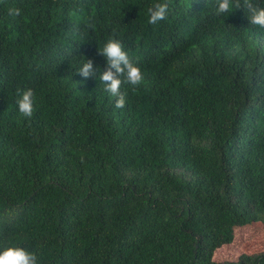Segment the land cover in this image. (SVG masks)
<instances>
[{"label":"trees","instance_id":"obj_1","mask_svg":"<svg viewBox=\"0 0 264 264\" xmlns=\"http://www.w3.org/2000/svg\"><path fill=\"white\" fill-rule=\"evenodd\" d=\"M157 2L168 12L153 25ZM217 7L0 0V250L38 264H264V250L214 257L241 226L260 221L264 238V28ZM113 29L144 77L122 85V109L99 81ZM18 89L34 92L31 117Z\"/></svg>","mask_w":264,"mask_h":264},{"label":"clouds","instance_id":"obj_2","mask_svg":"<svg viewBox=\"0 0 264 264\" xmlns=\"http://www.w3.org/2000/svg\"><path fill=\"white\" fill-rule=\"evenodd\" d=\"M235 8L244 7L251 25L264 28V8H258L253 0H218L217 14L228 13ZM148 23L156 25L164 20L168 12L167 2H157L148 9ZM9 15L19 16L21 9H8ZM88 28L94 29L95 22L91 21ZM116 30L109 37L102 48L98 49V54L106 59V69L99 73V81L104 85V91L117 97L116 108H124L126 104L127 92L122 91L123 84L133 86V91L139 86L144 77L141 68L135 64L125 51L122 42L115 38ZM78 73L85 79L96 74L94 60L87 58V62L79 68ZM19 99L17 100L18 110L25 117H31L35 111L34 92L32 89L24 91L17 90ZM0 264H38V258L27 249L19 246H7L0 250Z\"/></svg>","mask_w":264,"mask_h":264},{"label":"rangeland","instance_id":"obj_3","mask_svg":"<svg viewBox=\"0 0 264 264\" xmlns=\"http://www.w3.org/2000/svg\"><path fill=\"white\" fill-rule=\"evenodd\" d=\"M261 250H264L262 224L260 221H255L239 227L233 242L216 250L214 257L217 260H231Z\"/></svg>","mask_w":264,"mask_h":264}]
</instances>
